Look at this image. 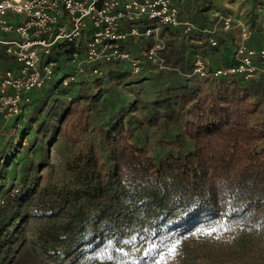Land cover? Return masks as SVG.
I'll return each mask as SVG.
<instances>
[{
    "label": "trees",
    "instance_id": "trees-1",
    "mask_svg": "<svg viewBox=\"0 0 264 264\" xmlns=\"http://www.w3.org/2000/svg\"><path fill=\"white\" fill-rule=\"evenodd\" d=\"M251 2L264 6V0ZM165 31L181 33L168 27ZM169 45H165L166 62L171 56ZM60 56L61 76L58 72L37 91L47 94L31 109L41 112L46 97L76 90L71 107L58 103L53 108L49 103L45 114L37 115V129L47 131V144L61 130L63 139L57 148L61 147L62 162L50 164L47 158L32 168L26 153L18 159L19 168L11 162L8 171H0V264H10L22 242L39 264H77L82 259L123 264L175 259L178 264H195L197 245L205 247L216 240L220 249L239 251L245 264H264V146H257L264 142V109L255 88L257 83L264 87V78L248 82L234 76L216 78L207 82L210 90L188 88L191 119L184 132L192 149L153 157L130 142L119 115L99 126L97 137L91 135L90 107L76 96L94 75L61 86L72 69L62 70L60 63L67 59ZM0 59L7 69L11 61L2 50ZM233 61L234 55L224 63L212 62L216 66ZM122 66L115 67L119 75L130 74ZM34 92L26 94L29 101L9 126L18 125L26 132L29 115L22 113L31 106ZM35 134L27 140L31 153L41 158L43 147ZM7 164L0 151V167ZM44 169L46 179L41 177ZM14 176L19 187L11 192ZM44 220L60 223L26 236L29 221ZM254 254L258 257L253 262L249 259Z\"/></svg>",
    "mask_w": 264,
    "mask_h": 264
},
{
    "label": "built area",
    "instance_id": "built-area-1",
    "mask_svg": "<svg viewBox=\"0 0 264 264\" xmlns=\"http://www.w3.org/2000/svg\"><path fill=\"white\" fill-rule=\"evenodd\" d=\"M160 27L206 38L210 46L217 44L218 31L237 32L232 64L211 67L194 55L191 75L198 79L264 78V46L251 48L249 27L220 9L200 26L182 19L173 0H0V50L12 64L0 71L1 119L19 115L29 101L26 94L56 77L60 55L72 69L61 80L64 87L80 76L101 75L104 65L126 64L134 76L167 70ZM137 42L143 49L134 56L128 46Z\"/></svg>",
    "mask_w": 264,
    "mask_h": 264
},
{
    "label": "rangeland",
    "instance_id": "rangeland-1",
    "mask_svg": "<svg viewBox=\"0 0 264 264\" xmlns=\"http://www.w3.org/2000/svg\"><path fill=\"white\" fill-rule=\"evenodd\" d=\"M175 3L179 8L182 19L189 20L200 26H206L208 24L214 9L217 7H226L224 4H228L229 7L231 6L230 11L234 19L240 24L249 27L251 37L248 40V44L256 47L264 43V6H258L251 2V0H175ZM165 29V27H160L161 37L165 45L168 42L170 43L169 49L171 50V56L168 58L167 70L143 74V76H134L131 73L128 75H119L118 68L106 66L103 68L104 71L101 75L92 76L85 83L87 86L81 87L78 91L76 97L79 99L77 98L76 100L80 104L90 107L88 119L91 120L89 128L91 135L97 137V131L102 124L105 121H115L117 118L115 115H119V118H122L124 122L127 134H129L130 142L135 146H142L153 157L163 156L170 151L174 153H185L187 150L192 149V145L184 132L186 121L191 119L187 112L191 104L186 99L187 89L191 87L197 92H201V90H210L211 84L207 83L206 80L198 79L191 75V70H188L186 66L191 61L190 57H194L196 54H202V58L210 64L214 63L212 61L216 59L218 61L216 64L224 63V60H228L235 55L238 35L235 31L228 33L218 31L216 33L217 44L210 46L206 38L192 39L191 36L189 37V35L182 33L169 34ZM224 37L226 38L225 40L222 39ZM128 48L134 56L138 55L141 51V46L138 42L131 43ZM211 48L215 49L212 50ZM8 64L9 67H12L11 63ZM60 64L62 70L71 72L70 60H64ZM6 65L7 63L0 59V71ZM122 68L127 72L130 71L129 66L126 64ZM59 76H61L60 72L58 74ZM257 79V82L261 80V78ZM255 88H258L257 93L261 99L259 106L264 109L263 84L261 86L257 83ZM35 92L30 103H28L31 106L26 108V110L31 109L32 105L38 102L39 97L42 98L47 94L45 91L39 94L37 91ZM74 94H76V90H73V92L70 91L69 93L61 92L57 96H53L55 98L54 102L51 101L53 97H46V105L41 107V112L38 109L36 111L31 109L29 112L25 110L22 114L26 113L29 115L26 132H22V129L18 125L9 126V122L3 121L0 117V151L8 160V164L4 169L0 167L1 172L8 171L9 167L11 168V162L19 168L20 163L18 159L26 153L28 158L32 160V168L35 163H39L41 160L47 158L50 164L59 165L62 162L61 152H58L61 150V147L57 148L58 143L63 139L61 130L58 133V137L47 144V131L39 132L37 129V123L40 121V117L38 118L37 115L38 113L39 116L44 115L49 103L51 105L53 104V108L58 103L64 108L67 106L71 107L72 104L70 102ZM52 111L51 109L50 113ZM62 125L64 129L65 123ZM35 132L37 133L35 134ZM33 134L41 140V147H43L41 158H39V155L31 153L27 136ZM257 146L258 148L263 147L264 142L258 143ZM41 177L43 179L48 177L46 169L43 170ZM17 178L18 176H14L11 181V185L13 184L11 192L19 187L16 181ZM5 185L7 186L6 182ZM1 199L2 197H0V201ZM59 223L60 221H29L28 229L25 230L26 236H29L31 231L56 227ZM29 227H32L31 230H29ZM213 242L216 243L208 244L205 247L201 246V244L197 245L199 251H196L198 256H196L195 260L197 263L195 264L246 263L239 251L233 252L225 248L222 249V247L220 249V241L216 240ZM26 246V242L20 243V247L17 253L14 254L13 261L10 264H39L36 256ZM257 257V254H254V257H251L249 260L254 262ZM162 261H165L163 264L180 263L175 259L174 261ZM77 264L123 263L116 260H110L109 262L93 260L92 262L91 259H82Z\"/></svg>",
    "mask_w": 264,
    "mask_h": 264
},
{
    "label": "crops",
    "instance_id": "crops-1",
    "mask_svg": "<svg viewBox=\"0 0 264 264\" xmlns=\"http://www.w3.org/2000/svg\"><path fill=\"white\" fill-rule=\"evenodd\" d=\"M174 2H175V0H173ZM176 4V3H175ZM224 6H226V7H217L216 9H220V10H222V11H224V12H226V13H229L230 15L232 14V12L230 11V9H231V6L229 7V5L228 4H224ZM224 8H226V9H224ZM216 9H214V10H216ZM214 12V11H213ZM212 12V13H213ZM232 16H233V14H232ZM180 17H181V15H180ZM222 39H226L225 37L224 38H222ZM131 44V43H130ZM129 44V45H130ZM247 44H248V41H247ZM249 45V44H248ZM251 48H253V49H259V48H261V47H263L264 46V43L263 44H260V45H258V46H251V45H249ZM131 52V51H130ZM205 60V59H204ZM209 63V62H208ZM212 65H213V63H211ZM211 64L209 63V65L211 66ZM108 67V66H112V67H119L118 65H104L103 67H101V68H104V67ZM211 67H216V66H211ZM253 80V79H252ZM251 81V80H250Z\"/></svg>",
    "mask_w": 264,
    "mask_h": 264
},
{
    "label": "snow or ice",
    "instance_id": "snow-or-ice-1",
    "mask_svg": "<svg viewBox=\"0 0 264 264\" xmlns=\"http://www.w3.org/2000/svg\"><path fill=\"white\" fill-rule=\"evenodd\" d=\"M172 251H175V248H173Z\"/></svg>",
    "mask_w": 264,
    "mask_h": 264
}]
</instances>
